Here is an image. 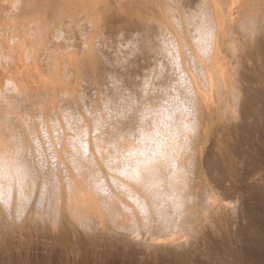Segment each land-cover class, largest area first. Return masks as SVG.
Listing matches in <instances>:
<instances>
[{"label":"rangeland","instance_id":"1","mask_svg":"<svg viewBox=\"0 0 264 264\" xmlns=\"http://www.w3.org/2000/svg\"><path fill=\"white\" fill-rule=\"evenodd\" d=\"M198 1L97 0L96 5L89 6L91 10L85 8V11H81L76 16L77 18L85 15L84 18L89 19H84L81 16L78 19L82 20L78 21L75 18L74 21L71 19L69 22L68 19L64 18L65 20L63 19L59 24L61 27L56 25L57 20L52 22V24L55 23L53 24L55 28L51 25L50 30H48L50 34L38 36L36 39L38 41L40 39V41H36V45L34 44L35 50L33 47V51L31 47L30 50L28 49L29 52L32 51L30 56L33 57H30L31 59L28 61L22 58V63L29 62V66L26 64L25 69L20 66L22 71L19 67L15 70L12 69L8 55L11 50L18 51L21 49L19 50L21 55L25 56L26 51L22 48L24 45L21 44V41L29 42L28 36L24 37L25 39L16 40V36L22 37L18 33L17 24L12 21H18V17L11 19L12 10L14 12L13 7L10 9L9 3L0 0V52H4L3 56L6 54L4 58L3 56L0 58V101L2 100L0 103V138L4 141L1 143L5 145L3 147L7 150L8 156H11L10 163L6 166L8 169L6 171L0 169V264H264V43H262V40L264 42L262 39L264 36V10L262 12L261 9H255L259 4L258 0H256L258 4L254 0H244L247 4L243 0H236L238 3L241 1L240 5H236L235 0H227L228 3H224L226 7H223L226 11L222 9L220 2L216 3L215 0H212L219 12L217 15L215 12L217 34L219 35L224 30L221 33L222 38L218 40H223L220 43L218 40L216 41V53L214 49L211 54L210 52L206 53L205 50L199 53L198 45H196L198 42L196 25L201 22L198 15ZM251 1L253 7L249 5ZM121 4L123 7L120 6ZM248 6L254 10L248 9ZM95 7H102L103 10L97 8L96 11L94 10ZM51 8V6L45 8L47 14L50 13ZM247 9V12L253 11L255 14L257 10L261 14L259 16L256 12L255 21H253L260 26L252 24L251 21L247 22L243 18ZM19 13L21 11L17 14ZM86 14H90L89 17ZM221 14H225V16L222 17ZM228 14L231 15L229 19H227L230 17ZM96 17L97 23L94 21ZM224 17L226 21L223 19ZM237 17L240 23L245 21L244 30L242 29L244 23L242 22L240 25L236 21ZM86 20L88 21L86 22ZM11 21L16 25L12 24ZM158 21L161 22L160 29L164 26L162 30L165 28L167 31L165 32L166 35H163L164 37L158 34L160 30L159 26L156 28L157 24L160 25V22L157 23ZM218 21L222 25H219ZM88 22L92 23L89 24ZM223 24H226V27ZM253 25V29L258 31L255 30V32L251 29ZM233 26L237 29H234ZM249 26L251 27L249 28ZM227 27L229 31L226 33ZM247 29L252 30L251 33L254 34L251 35L252 37H250L251 33H248L249 30L246 32ZM58 30L61 33L53 36L54 33H58ZM87 30L89 34H87ZM235 31L237 35L233 34L236 33ZM9 32L13 33L12 36ZM15 33L17 34L15 35ZM85 33L86 36H84ZM169 34H172L173 38L175 37L174 39L177 40L180 47L182 57L177 62L171 57L172 53H168L167 56V52L162 50L163 46L165 48L164 44L171 42ZM240 36L243 37L242 40ZM15 41L17 42L14 43ZM241 42H246V44ZM250 43L253 47L249 45ZM220 44L223 47L219 46ZM170 46H172L171 43ZM188 47L192 51L194 50L195 55L190 56L192 51ZM204 51L205 54H203ZM224 51H228L229 59H227L228 56ZM63 53L65 58L61 57V55L64 56ZM200 54L205 58L203 59ZM206 54L211 56L208 55L209 61L205 56ZM231 57H234L235 60ZM53 58L54 63H52ZM206 59L210 65L206 63ZM55 63L60 65L55 66ZM238 63L239 65H236ZM214 65L221 70L223 69L220 76V79L223 80L220 86L216 82L218 80L215 79V72H212L215 69ZM235 66L238 70L235 69ZM198 68L203 70L198 72L197 76L195 70ZM46 69L49 73L46 72ZM19 70H21V75ZM185 71L190 79L192 78L191 81L195 88L200 91V94L202 92L205 95L213 93L209 102L211 104L208 103L207 105L208 108L206 107L203 111L198 110L195 114L200 116L204 112L205 116L202 114V118V116L197 115L200 119L198 122L196 116L193 115L197 123L201 122L202 124L197 125V130L199 129L197 131L198 140L191 135L188 138L185 136L183 138L182 135L174 133L172 136L170 130L167 129L168 117L162 123H157L160 121L159 118L161 119L159 117L161 111L155 113L157 108L154 109L156 106L158 107V103H161L158 107L159 110H165L166 113L170 111L169 114L171 115L168 114V116L171 121L177 117L178 111L184 106L187 109L188 94L182 90L184 80L182 82L179 79L180 76L187 77ZM201 72L203 75L209 76L211 87L214 86L216 92L220 88L223 95H221L220 90L218 93L221 94L213 92V88L211 91L208 89L206 91L207 86L203 83L202 77L199 76ZM7 76L15 82L17 79L27 81L30 86L23 95L8 87V90H5V78ZM41 76L42 78H40ZM230 77L232 78L231 81L228 79ZM28 80L33 82L29 83ZM234 80L240 82L237 84V81ZM197 82L203 83L202 85L205 86L203 87ZM232 82L241 88L243 94L247 92L244 95L240 92V96L238 95L237 98L239 97L241 100L234 97L232 100L229 97L233 95L230 94L232 87H229ZM199 85L202 86V89L199 88ZM4 92L6 93L4 94ZM226 93L229 95L228 97ZM220 95L223 98L219 97ZM217 97L218 99H216ZM228 99L232 101H228ZM235 99H237L236 103L234 102ZM218 100L223 103L224 109L221 107L222 104L217 105L220 103ZM156 101L158 102L156 103ZM228 106L232 110L231 113ZM188 107L190 108V106ZM153 109L155 112H152ZM172 110L175 114H172ZM229 114L232 116L236 114L233 116L235 123L233 120H229ZM232 116H230L231 119ZM235 117L238 119H234ZM206 118H209V121ZM225 120L227 121L225 122ZM207 122H211V124ZM170 126L172 127L171 124ZM201 136L203 141L200 140ZM149 137L151 138L149 139ZM122 138L125 141L129 138L128 142H133V144L140 145L143 142L145 143L144 146L148 145L146 146L147 150L154 148L160 142L163 144L161 138L170 139L167 142L175 145V149H172L173 153L176 151L175 154H179L184 163L182 171L184 170L183 174L187 182H184L186 186L182 187L183 190L180 193L183 196L186 195L189 205L192 203L190 211L180 210L181 208L178 206L174 207V199H169L168 196H161L162 198L156 200L157 194L155 195L152 189H148V191H152L153 197L149 195L150 191L148 193L147 188L144 192L141 190L144 186L133 183L135 187L137 186V189H134L135 192L143 195L144 200L149 198L146 201V203L148 202V208L145 207L147 210L139 209L141 207L135 199L137 195H134V192L126 189V187L123 190L122 185L116 182L118 179L127 178L119 175L120 171L122 174L125 173L121 168L122 162L135 156V154L131 155L126 152V143L128 142ZM118 139L125 143L121 141L124 146L122 145V148L120 147L118 152L114 153L115 140L117 143ZM143 139L144 141H142ZM177 143L179 145L184 144V147L176 146ZM176 147L179 150L178 148L176 150ZM18 148L21 150L20 156L17 153ZM167 150L172 152L171 148V151ZM108 154L111 156L110 158L107 157ZM114 155L116 156L114 157ZM17 156H19L20 162L17 161ZM198 157H200L199 165ZM116 163L117 168H115ZM21 165L22 167H19ZM199 166L202 168L203 176L201 173L199 174ZM118 170L119 173H117ZM118 176L122 177L117 178ZM54 181H57L59 186ZM72 181H76L80 186L84 185L82 187L87 188L89 194L93 193L91 195L95 197V200L97 199L96 202L99 207L91 209V211L88 209L89 213L86 208L82 210L83 212L76 210L70 212L71 208H68V195L70 194H68L67 189L70 187L69 185H72ZM123 181L126 182V179ZM163 181L168 182L169 178ZM130 184L132 183L130 182ZM133 184L132 187H134ZM92 186L94 190L90 189L93 188ZM168 186L166 187L168 188ZM91 190L93 191L91 192ZM55 192L57 193L55 194ZM128 192H131V195ZM44 193H46L45 196ZM57 196H60L59 199L61 200H59L61 207L58 215L49 205L54 197L53 200L58 199ZM103 196L106 199L103 200ZM104 202L109 208L104 206ZM159 204L161 205L159 206L160 209ZM129 205L135 212H133L134 214ZM113 208H115V212ZM162 208L165 210L163 211ZM120 211L121 213H119ZM90 212L92 213L90 214ZM97 214H100V217ZM56 216H58L57 219ZM90 217L92 219H89ZM155 240H172L174 243H179L180 246L174 248L171 245H164L160 246L161 248H154L150 242Z\"/></svg>","mask_w":264,"mask_h":264},{"label":"bare ground","instance_id":"2","mask_svg":"<svg viewBox=\"0 0 264 264\" xmlns=\"http://www.w3.org/2000/svg\"><path fill=\"white\" fill-rule=\"evenodd\" d=\"M1 1H3V0H1ZM7 3H9L8 5H11V8L10 9H12V7H13V9H14V12H13V10H12V14H11V19H15V18H17L18 17V21H16V20H12V21H14V23H16L17 24V27H18V29H19V32L18 33H20L21 35H22V37H19V36H16V40H19L20 38H26V36H28V40H29V42H26V41H21V44L22 45H24V47H22V45H21V47L24 49V51H26L25 53V56H22L21 55V52L19 51V50H21V49H19L18 51H15V50H11V52L9 53V55H8V59H9V62L11 63V65H12V69L13 70H15L16 68H20V66L21 67H23V69H25V66H26V64L28 65V63L29 62H27V63H22L21 61H22V58H25L26 59V61H28L29 59H31L30 57H33L32 55L30 56V53L33 51V49L34 48H36V47H33L34 46V44L36 45V41H38L36 38L38 37V36H46L47 35V33H49L48 32V30H50V27H51V25L53 26V24H55V23H53L52 24V22H55L56 20L58 21V23H56V25H59L60 24V22L65 18L66 20L68 19L69 20V22H70V20L72 19H75L76 18V16H77V14L79 15V13L81 12V11H85L84 9L85 8H89L90 10H91V8L89 7L90 5H91V7H92V5L94 6V5H96V3H97V0H5ZM127 1V0H126ZM162 1V0H161ZM164 1V0H163ZM227 0H219V1H217V0H215V2L217 3V2H220L221 3V5L218 3V5L219 6H221L222 7V9L223 10H225L223 7H226L225 5H224V3H228V1L226 2ZM239 1V0H238ZM246 1V0H245ZM249 1V0H248ZM99 2V1H98ZM103 2V1H102ZM199 2V21H201L200 23H198L197 25H196V32H197V37H198V42H197V44L196 45H198V48H197V50H199L198 52L199 53H202L201 51L202 50H205L206 51V53H209L210 52V54L213 52V49H214V51H215V53H216V47L217 46H215L216 45V41L218 40V39H221L222 38V36H221V33L224 31H221V33L218 35L217 34V25H216V17H215V12H217L216 13V15L219 13L217 10L218 9H216L215 8V6H214V3H213V1L212 0H199L198 1ZM235 2L237 3L236 5H240L241 4V1L238 3L236 0H235ZM243 2H244V0H243ZM254 2H256V0H254ZM259 4H258V3ZM256 3L258 4L257 5V7H256V5H255V9H261V11L263 12V10H264V0H258ZM6 3V4H7ZM114 3V2H113ZM121 3V2H120ZM234 3V2H233ZM244 3H246V2H244ZM251 3H253L252 1L250 2V6H254L253 4L251 5ZM255 3V4H256ZM122 4H123V2H122ZM122 4L120 5V6H122ZM235 4V3H234ZM247 4V3H246ZM111 5V4H110ZM164 5V4H163ZM245 5V4H244ZM243 5V6H244ZM52 7L51 8V11H50V15L49 14H47L46 13V7ZM117 6V5H116ZM165 6V5H164ZM194 6V5H193ZM227 6H228V4H227ZM234 6V5H233ZM10 7V6H9ZM119 7V6H118ZM123 7V6H122ZM122 7H120V8H122ZM177 7V6H176ZM218 7V6H217ZM229 7V6H228ZM236 7H238V6H236ZM94 8V7H93ZM96 9H94V10H96L97 11V8L98 7H95ZM102 8V7H101ZM100 7L98 8V9H101ZM112 8H113V6H112ZM229 8H231V7H229ZM241 8H242V6H241ZM240 7H239V9H241ZM250 7L248 6V9H249ZM106 9V8H105ZM104 9V10H105ZM221 9V8H220ZM221 9V10H222ZM238 9V8H237ZM236 9V10H237ZM238 9V10H239ZM248 9L246 10V12H245V14H244V16H243V14H241L242 16H243V18L244 19H246V21L248 22V21H251L252 22V24H255V23H253V21H255V14H256V12H257V10L255 11V14H254V12L252 11H250V12H247L248 11ZM251 10L253 9L254 10V8H250ZM21 11V13H19V14H17L19 11ZM49 10V9H48ZM93 10V9H92ZM93 10V11H94ZM102 10H103V8H102ZM110 10V9H109ZM222 10V11H223ZM237 10V11H238ZM245 10V9H244ZM18 11V12H17ZM89 11V10H88ZM87 11V12H88ZM173 11V10H172ZM226 11V10H225ZM236 11V12H237ZM243 11V10H242ZM241 11V12H242ZM260 11V10H259ZM260 11V12H261ZM17 12V13H16ZM90 12V11H89ZM92 12V11H91ZM98 12H99V10H98ZM165 12V11H164ZM170 12V11H169ZM194 12V11H193ZM198 12V11H197ZM224 12V11H223ZM229 12V14H230V11H228ZM241 12H238V13H241ZM93 13H96V12H93ZM100 13V12H99ZM119 13V12H118ZM171 13H173V12H171ZM242 13H244V12H242ZM21 14V15H20ZM173 14H175V13H173ZM228 14V15H229ZM90 15V14H89ZM89 15L88 14H86V16H88L89 17ZM96 15H99V14H97L96 13ZM222 15V14H221ZM224 16H225V14H223ZM223 15H222V17H223ZM238 15V14H237ZM236 15V16H237ZM257 15H259V16H261V14L259 13V12H257ZM82 16V15H81ZM80 16V17H81ZM85 16V15H84ZM84 16H82L83 18H84ZM94 16V15H93ZM119 16V15H118ZM170 16V15H169ZM172 16V15H171ZM220 16V15H219ZM230 17H228L227 19H229V18H231V15H229ZM262 16H263V14H262ZM79 16L75 19V20H77L78 18H80ZM97 17H100V16H97ZM97 17L96 18H94V21L97 19ZM117 17V16H116ZM177 17V16H176ZM234 17V16H233ZM240 17V16H239ZM264 17V16H263ZM170 18V17H169ZM219 18V17H218ZM243 18H242V20H243ZM257 18V17H256ZM260 18V17H259ZM262 18V17H261ZM64 19V20H65ZM84 19H89V18H84ZM83 19V20H84ZM119 19V18H118ZM124 19V18H123ZM147 19V18H146ZM175 19H177V18H175ZM220 19V18H219ZM223 19H225V21H226V18L224 17ZM236 19V18H235ZM239 19H241V17L239 18ZM238 17H237V19H236V21L238 22V23H240L238 20ZM79 20H82V19H78V21ZM91 20V19H90ZM145 20V19H144ZM143 20V21H144ZM171 20V19H170ZM194 20V19H193ZM234 20V19H233ZM11 21V23L12 24H14L13 22ZM74 21V20H73ZM88 20H86V22H87ZM148 21H150V19L148 18ZM174 21V20H173ZM183 21V20H182ZM196 21V20H195ZM194 21V22H195ZM224 21V22H225ZM241 21V20H240ZM160 21H158L157 23H159ZM172 22V21H171ZM175 22V21H174ZM186 22V21H185ZM220 22H221V20H220ZM244 23L243 25H244V27H242V29L244 28L245 29V21L243 20V21H241V23ZM246 22V24L248 25V23ZM264 22V21H263ZM75 23V22H74ZM89 24H91L92 22H88ZM87 23V24H88ZM95 23H97V21H95ZM148 23V22H147ZM156 23V24H157ZM177 23V22H176ZM183 23H184V21H183ZM218 23H219V21H218ZM222 23H223V21H222ZM226 23V22H225ZM231 23H232V21H231ZM237 23V24H238ZM240 23V25H242ZM11 24V25H12ZM16 24H14V25H16ZM233 24H234V22H233ZM251 24V25H252ZM75 25V24H74ZM78 25V24H77ZM120 25V24H119ZM148 25V24H147ZM164 24L162 23V26H163ZM219 25H222L221 23H219ZM224 26L226 25V24H223ZM228 25V24H227ZM250 25V24H249ZM255 25H257V24H255ZM55 26V25H54ZM53 26V27H54ZM60 26V25H59ZM76 26V25H75ZM79 26V25H78ZM93 26V25H92ZM97 26V25H96ZM159 26V29L161 28L160 26H161V22H160V25L159 24H157V26H156V28ZM182 26V25H181ZM229 26V25H228ZM232 26V25H231ZM234 26H236V25H234ZM234 26H233V28H234ZM257 26H260V25H257ZM257 26H255V27H257ZM61 27V26H60ZM120 27V26H119ZM142 27V26H141ZM164 27V26H163ZM163 27H162V29H163ZM222 27V26H221ZM226 27V26H225ZM238 27H241V26H238ZM251 26H249V28H250ZM253 27H254V25L252 26V28L251 29H253ZM261 27H262V25H261ZM261 27H260V29H261ZM55 28V27H54ZM53 28V29H54ZM176 28V27H175ZM188 28V27H187ZM199 28V29H198ZM224 28V27H223ZM232 28V27H231ZM52 29V28H51ZM57 29V28H56ZM56 29H55V31H56ZM59 29V28H58ZM61 29V28H60ZM158 29V30H159ZM162 29H160L159 31H158V34L161 36H163V35H166V33L165 32H167L166 30H165V28H164V30H162ZM228 29V27L226 28V30ZM234 29H237L236 27L234 28ZM243 29V30H244ZM257 29H259V28H257ZM91 30V29H90ZM221 30V29H220ZM225 30V31H226ZM239 30H241L240 28H239ZM249 29H247L246 30V32L248 31ZM256 30V29H255ZM254 29H253V31H255ZM5 31V30H4ZM7 31V30H6ZM8 31H10V30H8ZM88 31V30H87ZM136 31V30H135ZM229 30H227L226 31V33L228 32ZM231 31V30H230ZM252 31V30H251ZM251 31L249 30L248 31V33H251ZM256 31H258V30H256ZM255 31V32H256ZM0 32H1V29H0ZM11 32V31H10ZM9 32V34H11ZM12 32H14V31H12ZM16 32V31H15ZM59 30H58V33L56 32V33H54V35L53 36H56L57 34H59ZM236 32V31H235ZM238 32H240V31H238ZM244 32V31H243ZM246 32H244V34L246 33ZM3 33V32H2ZM52 33V32H51ZM61 33V32H60ZM132 33V32H131ZM148 33V32H147ZM170 33V32H169ZM233 33V32H232ZM262 33V32H261ZM13 34V33H12ZM12 34H11V36H12ZM17 33H15V35H16ZM50 34V33H49ZM48 34V35H49ZM87 34H89V31L87 32ZM134 34V33H133ZM233 34H236L237 35V32L236 33H233ZM20 35V36H21ZM51 35V36H52ZM146 35V34H145ZM170 35V34H169ZM220 37H218V36ZM246 35H247V33H246ZM254 35L253 34V32L250 34V37H252V36ZM256 35H257V33H256ZM10 36V37H11ZM84 36H86V33L84 34ZM153 36V35H152ZM151 36V37H152ZM172 36V34L169 36L170 38V43H171V45L172 46H170V43L169 44H164L165 45V48H164V46H163V48H162V50H165L166 52H167V56H168V53L169 54H173L171 57H173L174 59H175V62H177V60L179 59V58H181L182 56H181V53H180V47H179V44H178V42H177V40L176 39H174L173 38V36ZM242 36V35H241ZM240 36V39L241 38H243V37H241ZM14 37V36H13ZM50 37V36H49ZM83 37V36H82ZM103 37V36H102ZM106 37V36H105ZM164 37V36H163ZM246 37V36H245ZM261 37V36H260ZM3 38V37H2ZM5 38V37H4ZM24 38V39H25ZM46 38V37H45ZM142 38V37H141ZM148 38V37H147ZM7 39H9V38H7ZM23 39V40H24ZM39 39V38H38ZM153 39V38H152ZM226 40H227V38H225ZM252 39V38H251ZM262 39H264V36H262ZM21 40V39H20ZM43 40H44V38H43ZM87 40V39H86ZM126 40V39H125ZM133 40V39H132ZM139 40V39H138ZM154 40V39H153ZM157 40H159V39H157ZM162 40V39H161ZM164 40V39H163ZM223 40V39H222ZM222 40H220V41H222ZM238 40H239V38H238ZM242 40V39H241ZM258 40H259V38H258ZM39 41H40V39H39ZM38 41V42H39ZM186 41V40H185ZM220 41L218 40V42L220 43ZM243 41H245V40H243ZM252 41V40H251ZM261 41V40H260ZM17 41H15L14 43H16ZM83 42H84V40H83ZM134 42V41H133ZM176 42V43H175ZM217 42V43H218ZM247 42V41H246ZM246 42H241V43H243V44H246ZM24 43V44H23ZM157 43V42H156ZM192 43V42H191ZM222 43V42H221ZM248 43V42H247ZM258 43V42H257ZM259 43H261V42H259ZM262 43H264L263 42V40H262ZM155 44V43H154ZM161 44V43H160ZM194 44V43H193ZM226 44V43H225ZM239 44V43H238ZM252 43H250L249 45L250 46H252L251 45ZM45 45H47V44H45ZM136 45V44H135ZM233 45V44H232ZM231 45V46H232ZM41 46V45H40ZM42 46H43V41H42ZM141 46V45H140ZM219 46H222L221 44L219 45ZM11 47H13V46H11ZM31 47V49H32V47H33V49H32V51L31 52H29V48ZM136 47V46H135ZM157 47H158V45H157ZM187 47V46H186ZM197 47V46H196ZM223 47V46H222ZM253 47V46H252ZM45 48V47H44ZM107 48V47H106ZM118 48V47H117ZM190 50H191V48L190 47H188ZM219 48V47H218ZM218 48H217V50H218ZM237 48V47H236ZM12 49V48H11ZM29 49V50H28ZM48 49H49V47H48ZM85 49V48H84ZM131 49H133V48H131ZM196 49V48H195ZM246 49V48H245ZM248 49V48H247ZM259 49V48H258ZM35 50V49H34ZM66 50V49H65ZM65 50H64V53H65ZM69 50V49H68ZM128 50V49H127ZM220 50H222L221 49V47H220ZM233 50V49H232ZM5 51V50H4ZM62 51V50H61ZM142 51V50H141ZM151 51V50H150ZM164 51V52H165ZM192 51V50H191ZM194 51V50H193ZM192 51V53H191V55L190 56H193V55H195V53ZM205 51H204V53L203 54H205ZM225 51H226V49H225ZM224 51V52H225ZM241 51V50H240ZM249 51V50H248ZM6 52H8V51H6ZM14 52V53H13ZM53 52H54V49H53ZM67 52V51H66ZM135 52V51H134ZM165 52V53H166ZM228 52V51H227ZM227 52H225L226 53V55L228 56V58L227 59H229L230 57V55H228L227 54ZM231 52V51H230ZM229 52V53H230ZM243 52V51H242ZM246 52H247V50H246ZM1 54H0V58L3 56L2 54L4 53L3 51H1L0 52ZM49 53V52H48ZM63 53V54H64ZM80 53V52H79ZM199 53H197V54H199ZM248 53V52H247ZM250 53V52H249ZM50 54V53H49ZM159 54V53H158ZM210 54H208L209 56H210ZM263 54V53H262ZM6 55V54H5ZM5 55L3 56V58L5 57ZM75 55V54H74ZM118 55V54H117ZM133 55V54H132ZM182 55H183V51H182ZM201 55V54H200ZM207 54L205 55L206 57H207V59H208V56ZM213 55V54H212ZM216 55V54H215ZM250 55V54H249ZM47 56H48V54H47ZM51 56V55H50ZM129 56V55H128ZM54 57V56H53ZM61 57H64L65 58V54H64V56H62L61 55ZM201 57H203V59L205 58L204 56H202L201 55ZM211 57V56H210ZM236 57H237V55H236ZM238 57H239V55H238ZM241 57H242V55H241ZM244 57V56H243ZM242 57V58H243ZM253 57H254V55H253ZM2 58V59H3ZM88 58V57H87ZM90 58V57H89ZM214 58V57H213ZM212 58V59H213ZM222 58V57H221ZM232 59H234V57H231ZM34 59H35V55H34ZM49 59V58H48ZM50 59H52V58H50ZM91 59V58H90ZM207 59H206V63L210 60V58L208 59V61H207ZM217 59V58H216ZM241 59V58H240ZM240 59H239V61H240ZM244 59V58H243ZM242 59V61H244ZM63 60V59H62ZM83 60V59H82ZM156 60H158V59H156ZM235 60V59H234ZM233 60V61H234ZM32 61V60H31ZM50 61V60H49ZM64 61H66V60H64ZM63 61V62H64ZM114 61V60H113ZM124 61V60H123ZM213 61V60H212ZM229 61V60H228ZM245 61H247V59L245 60ZM252 61V60H251ZM24 62V61H23ZM34 62V61H33ZM47 62V61H46ZM67 62V61H66ZM169 62V61H168ZM219 62V61H218ZM241 62V61H240ZM49 63V62H48ZM52 63H54V58H53V62ZM51 63V64H52ZM198 63H199V61H198ZM198 63L196 64L197 66H198ZM213 63V62H212ZM224 63V62H223ZM227 63V62H226ZM225 63V64H226ZM237 63V62H236ZM248 63V62H247ZM252 63V62H251ZM30 64H32L31 62H30ZM43 64H45V63H43ZM59 64V63H58ZM57 63H55V66L56 65H58ZM207 64H209V63H207ZM214 64H215V61H214ZM217 64V63H216ZM228 64H230V63H228ZM235 64V63H234ZM47 65V64H46ZM45 65V66H46ZM53 66H54V64H52ZM51 65V66H52ZM60 65V64H59ZM66 65V64H65ZM68 65V64H67ZM199 65H200V63H199ZM203 65V64H202ZM201 65V66H202ZM206 65V64H205ZM210 65V64H209ZM221 65H222V63H221ZM232 65V64H231ZM231 65H228V66H231ZM236 65H239V63L238 64H236ZM29 66V65H28ZM27 66V67H28ZM33 66H35V65H33ZM40 66V65H39ZM42 66V65H41ZM44 66V65H43ZM48 66V65H47ZM75 66V65H74ZM206 66H208V65H206ZM212 66V65H211ZM215 66V65H214ZM227 66V65H226ZM241 66V65H240ZM27 67H26V69H27ZM60 67V66H59ZM58 67V68H59ZM62 67H64V66H62ZM67 67V66H66ZM166 67V66H165ZM233 67V66H232ZM232 67H231V69H232ZM238 68H241V67H239V66H237ZM245 67V66H244ZM40 68V67H39ZM49 69H50V67H48ZM54 68V67H53ZM73 68V67H72ZM230 68V67H229ZM229 68H227V69H229ZM256 68V67H255ZM21 69V68H20ZM52 69V68H51ZM143 69V68H142ZM195 69V67L193 68V70ZM211 69H212V67H211ZM210 69V70H211ZM230 69V70H231ZM235 69H237L236 68V66H235ZM22 70V69H21ZM21 70H19V74L21 75ZM28 70V69H27ZM41 70V69H40ZM40 70H39V73H40ZM48 69H46V72H48L47 71ZM55 70H57V69H55ZM62 70H63V68H62ZM170 70H171V68H170ZM184 70H185V68H184ZM198 70H199V68H198ZM198 70H195L197 73V76H198V72H200V71H202L203 69H200L199 71ZM213 70V69H212ZM211 70V71H212ZM225 70V69H224ZM229 70V71H230ZM232 70H234V68L232 69ZM231 70V71H232ZM238 70V69H237ZM239 70H241V69H239ZM17 71V70H16ZM23 71V70H22ZM34 71V70H33ZM54 71V70H53ZM61 71V70H60ZM190 71V70H189ZM230 71V73H231V75H232V72ZM35 72V71H34ZM44 72H45V70H44ZM66 72V71H65ZM186 72V71H185ZM194 72V71H193ZM204 72V71H203ZM213 73L215 72V79L217 78V80L219 81V83H218V81H216L217 82V84H219V86H220V84L222 83V80L223 79H220V76H221V74L223 73V69L221 70L218 66H215V69L212 71ZM239 72V71H238ZM238 72H236V73H238ZM241 72V71H240ZM24 73H25V71H24ZM49 73V72H48ZM62 73V72H61ZM212 73V74H213ZM224 73H226L225 71H224ZM31 74V73H30ZM34 74V73H33ZM41 74H44V73H41ZM64 74V73H63ZM186 74H187V72H186ZM195 74V75H196ZM12 75V74H11ZM24 75V74H23ZM34 75H36V73L34 74ZM39 75V74H38ZM50 75V74H49ZM122 75V74H121ZM202 74V72H201V75L199 74V76H201L202 77V80H203V83L207 86V88H206V91H207V89L209 90V91H211V88H213L212 90H213V92L215 91L214 89H215V87L213 86V87H211V81H209V79H208V77L209 76H206V75H203ZM209 75V74H208ZM229 75V74H228ZM227 75V76H228ZM233 75H235L234 73H233ZM237 75V74H236ZM240 75V74H239ZM238 75V76H239ZM67 76V75H66ZM224 76H226V75H224ZM230 76V75H229ZM27 77H28V75H27ZM43 77H44V75H43ZM56 77H58L57 75H56ZM55 77V78H56ZM200 77V78H201ZM20 78V77H19ZM22 78V77H21ZM34 78V77H33ZM37 78V77H36ZM39 78V77H38ZM40 78H42V76L40 77ZM46 78V77H45ZM52 78V77H51ZM195 78V77H194ZM199 78V77H198ZM211 78V77H210ZM223 78V77H222ZM232 78H233V76H232ZM232 78L230 77V78H228V79H230V81L232 80ZM235 78H236V76H235ZM237 78H239V77H237ZM11 78L10 77H6L5 78V90H8V88H11L12 90L14 89L15 91H18L20 94H24L25 93V91L29 88V86L30 85H28L27 84V81H24V80H21V79H17V82H15V81H13V79L12 80H10ZM32 79V78H31ZM44 79V78H43ZM42 79V80H43ZM179 79H180V81H182V80H184V82H183V89L182 90H184V91H186L187 93H185V94H188L187 96V102H186V104H187V109L185 108V106H184V108L183 109H181L180 111H178V115H177V117H175V118H173V120L171 121V119H169V116L171 115V114H169V112L167 111V113H166V111L165 110H159V106L161 105V103H158V107L156 106L155 107V105H154V109H156V112H155V110L153 109V111L152 112H155V113H157V111H158V113H159V111H161V113H160V115H159V117H161V119L159 118V117H157V118H159V120L160 121H158L157 120V118H156V120L158 121L157 123H162V121L163 120H165L166 119V117H168L167 118V129H169L170 130V132H171V134H172V136H173V134L175 133V134H179V135H182V137L184 138V136L185 137H189V135H191L192 137H194V138H197V140H198V130H197V125L198 124H201V122L200 123H197V121L199 122V118L197 117V115H195L196 114V112L198 111V110H205L206 109V107L208 108V103L210 102V100L212 99V94L213 93H206V94H208V95H205L203 92H202V94H200L199 92L200 91H198L196 88H195V86L193 85V82L191 81V79H190V76L187 74V77L185 78V77H182V76H180L179 77ZM196 79H197V77H196ZM227 79V78H226ZM227 79V80H228ZM37 80V79H36ZM178 80V79H177ZM211 80V79H210ZM225 80V79H224ZM33 81H34V79H33ZM33 81H31L30 80V82H29V80H28V82L29 83H32ZM44 81V80H43ZM199 81L201 82V79H199ZM235 82L237 81V80H234ZM46 82V81H45ZM228 82H229V80H228ZM238 82H240L239 80L237 81V84H238ZM40 83V82H39ZM49 83V82H48ZM126 83H128V82H126ZM177 83V82H176ZM175 83V84H176ZM197 83H199V82H197ZM202 83V84H203ZM214 84H215V82H213ZM227 83V82H226ZM260 83V82H259ZM2 84V83H1ZM41 84V83H40ZM46 84V83H45ZM130 84H131V82H130ZM178 84H181V83H178ZM195 84V83H194ZM199 84H201V83H199ZM201 84V85H202ZM216 84V85H217ZM228 84V83H227ZM262 84H263V81H262ZM9 85H11V86H9ZM42 85H43V83H42ZM52 85V84H51ZM172 85V84H171ZM198 85V84H197ZM201 85H199V88H201L202 89V86ZM204 85V86H205ZM231 85V86H230ZM230 85H229V87H232V92L230 91V89L228 88V86H226L227 87V89H229L228 91H230V94L232 93L233 95H231V96H229L227 93H226V95H227V97L229 96L230 98H232V97H234V98H237V96L239 95L240 96V92L242 93V91H241V88L239 87H237L236 86V84H234V82H232V83H230ZM38 87L40 86V85H37ZM44 86V85H43ZM49 86V85H48ZM179 86V85H178ZM201 86V87H200ZM203 86V87H204ZM239 86V85H238ZM8 87V88H7ZM36 87V86H35ZM41 87V86H40ZM129 87H130V85H129ZM174 87V86H173ZM177 87V86H176ZM222 87V86H221ZM225 87V86H224ZM170 88V87H169ZM218 88V87H217ZM238 88V89H237ZM245 88V87H244ZM41 89V88H40ZM54 89V88H53ZM204 89V88H203ZM242 89H243V87H242ZM13 90V91H14ZM42 90V89H41ZM40 90V91H41ZM45 90V89H44ZM219 90H220V92L222 93L223 91L219 88ZM218 90V91H219ZM34 91V90H33ZM60 91V90H59ZM63 91V90H62ZM62 91H61V93H62ZM145 91V90H144ZM175 91V90H174ZM202 91H204V90H202ZM218 91L216 92V93H218ZM226 91V90H225ZM43 92V91H42ZM50 92H51V90H50ZM244 92V91H243ZM6 92H4V94H5ZM67 93V92H66ZM134 93V92H133ZM221 93H218V94H221ZM247 93V92H246ZM246 93H244V94H246ZM48 94V93H47ZM60 94V93H59ZM154 94V93H153ZM178 94V93H177ZM243 94V93H242ZM243 94V95H244ZM9 95V94H8ZM214 95H217V94H215L214 93ZM213 95V96H214ZM221 95H223V93L221 94ZM219 96V97H222V96ZM251 95V94H250ZM2 96H3V94H2ZM15 96V95H14ZM25 96V95H24ZM186 96V95H185ZM248 96V95H247ZM158 97V96H157ZM215 97V96H214ZM227 97H226V99H227ZM242 97V96H241ZM223 98V97H222ZM222 98H221V100H222ZM234 98H232V100L234 99ZM239 98V97H238ZM237 98V99H238ZM1 99V98H0ZM180 99V98H179ZM216 99H218V97L216 98ZM220 99V98H219ZM237 99H235V103H236V100ZM240 99V98H239ZM7 100V99H6ZM156 100V99H155ZM231 99L229 100L228 99V101H232ZM241 100V99H240ZM240 100H238V101H240ZM2 101V100H1ZM1 101H0V103H1ZM4 101V100H3ZM162 101V100H161ZM219 101V100H218ZM224 100H222V102H223ZM227 101V102H228ZM5 102V101H4ZM38 102V101H37ZM146 102V101H145ZM158 101H156V103H157ZM220 102V101H219ZM222 102H220V103H218L217 105L218 106H220L221 104V107L223 108V103ZM154 103V102H153ZM235 103H233L234 105H235ZM238 103V102H237ZM209 104H211V103H209ZM226 104V103H225ZM232 104V105H233ZM157 105V104H156ZM234 105H233V107H234ZM236 105H238V104H236ZM242 105V104H241ZM188 106H190V108L188 107ZM191 106H193V107H191ZM211 106V105H210ZM231 106V105H230ZM230 106H228V108L230 107ZM232 107V106H231ZM232 107V108H233ZM241 107V106H240ZM153 108V107H152ZM210 108V107H209ZM221 108V109H222ZM227 108V107H226ZM227 108V109H228ZM235 108V107H234ZM129 109V108H128ZM224 109V108H223ZM222 109V110H223ZM237 109V108H236ZM208 110V109H207ZM211 110V109H210ZM209 110V111H210ZM213 110V109H212ZM219 110V109H218ZM229 111H230V113L232 112V110H230V108L228 109ZM241 110V109H240ZM239 110V111H240ZM245 110V109H244ZM3 111V110H2ZM146 111V110H145ZM176 111V112H177ZM217 111V110H216ZM226 111V110H225ZM228 111V112H229ZM242 111V110H241ZM240 111V112H241ZM143 112V111H142ZM194 112V113H193ZM207 112V111H206ZM220 112V111H219ZM222 112V111H221ZM224 112V111H223ZM154 113V114H155ZM200 113V112H199ZM208 113V112H207ZM235 113V112H234ZM145 114V113H144ZM168 114H169V116H168ZM172 114H175V112L173 113V110H172ZM204 115V112L203 113H201V115L200 116H202V118H203V115ZM209 114V113H208ZM213 114H214V112H213ZM220 114V113H219ZM218 114V115H219ZM226 114H227V111H226ZM233 114V113H232ZM142 115H143V113H142ZM193 115H195L196 116V118H197V121H196V119H194L195 118V116H193ZM207 115V114H206ZM217 115V114H216ZM236 114H234L233 116H235ZM156 116H158L157 114H156ZM199 116V115H198ZM199 116V117H200ZM205 116V115H204ZM229 116V120L231 121V120H233V116L232 115H228ZM230 116H232V119H231V117ZM240 116V115H239ZM4 117V116H3ZM172 117V116H171ZM213 117V115L211 116V118ZM217 117V116H216ZM237 117H238V115H237ZM237 117H235L234 119H238ZM242 117V116H241ZM2 118V117H1ZM201 118V119H202ZM218 118H220V117H218ZM223 118H225L224 116H223ZM223 118H221V119H223ZM207 119V118H206ZM209 119V118H208ZM207 119V120H208ZM3 120V119H2ZM217 120V119H216ZM215 120V121H216ZM196 121V122H195ZM209 121V120H208ZM219 121V120H218ZM221 121V120H220ZM223 122H224V120H222ZM227 120H225V122H226ZM235 120H233V122H234ZM156 122V121H155ZM202 123H203V120H202ZM207 123H209V122H207ZM214 123V122H213ZM220 123V122H219ZM235 123V122H234ZM170 124L172 125V127L170 126ZM209 124H211V122L209 123ZM145 125V124H144ZM202 125V124H201ZM208 125V124H207ZM236 125V124H235ZM130 126V125H129ZM132 126V125H131ZM130 126V127H131ZM166 126V125H165ZM114 127V126H113ZM155 127V126H154ZM209 127V126H208ZM147 128V127H146ZM201 128V127H200ZM125 129V128H124ZM144 129V128H143ZM166 129V128H165ZM201 129H203V127L201 128ZM118 130V129H117ZM130 130V129H129ZM156 130H157V128H156ZM169 130H166V131H169ZM204 130H205V128H204ZM207 130V129H206ZM131 131V130H130ZM151 131V130H150ZM202 131V130H201ZM152 132V131H151ZM204 132V131H203ZM112 133V132H111ZM118 133H120V132H118ZM117 133V134H118ZM157 133V132H156ZM167 133V132H166ZM207 133V132H206ZM164 134H165V132H164ZM163 134V135H164ZM170 134V135H171ZM200 135H201V133H200ZM199 135V136H200ZM162 136V135H161ZM112 137V136H111ZM110 137V138H111ZM123 137V136H122ZM118 138V137H117ZM146 138H148V137H146ZM151 137H149V139H150ZM159 138V137H158ZM173 138H175V137H173ZM172 138V139H173ZM193 138V141L195 140ZM1 139V138H0ZM116 139V138H115ZM123 139V138H122ZM124 139H125V137H124ZM123 139V140H124ZM129 139V138H128ZM128 139H126L127 141H125V142H128ZM172 139H171V141H172ZM179 139V138H178ZM186 139V138H185ZM185 139H183L184 141H185ZM106 140V139H105ZM120 139H118V141H117V143H116V140H115V145H114V153H116V152H118V150L120 149V147L122 148V145H123V143H125V142H123L122 140V142L123 143H121V141H119ZM147 140V139H146ZM161 140H163V144H161V142L159 143V144H156L155 146H154V148H151L150 150H147L148 148L146 147V146H148V145H146V146H144L145 145V143H143L142 142V144L140 143V145L139 144H133V142L131 143L130 141V143L128 144V143H126L127 144V148H126V152H128L129 154H131V155H133V154H135V156H133V157H129V159H127V160H125L124 162H122V164H121V168H122V170H124V172L125 173H121L122 171H120V173H119V170H120V167H119V170H118V172L117 173H119V175H123V178L124 177H127V178H125L126 179V182L125 181H123V180H125V179H123V180H120V179H118V181H116V182H118L119 183V185H122V187H123V190H124V188L126 187V189H128V190H130V191H133L134 192V195L136 194L137 195V198L135 197V199H136V201H137V204H139L140 205V207L141 208H139V209H141V210H147L145 207H147L148 208V202L146 203V201L149 199H147L146 200V198H145V200L143 199V195L141 196V194L139 195L137 192H135L134 191V189H137L135 186H134V184L135 183H138V184H140L141 186H144L141 190H143L144 192H145V189L147 188V191H148V189H152V191H153V193L156 195L157 194V196H155V197H157V198H155L156 200H158V198H160L161 196L162 197H166V196H168L169 197V199L170 198H172V199H174V202H175V204H174V207L176 206H178V207H180L181 209L180 210H182L183 209V211L185 210V211H190L192 208H191V206H192V203L189 205V202H188V200H186V195L185 196H183V194L182 193H180L182 190H183V188L182 187H184V185L186 186V184L184 183L186 180V178H184V174H183V172H184V170L182 171V168H183V161H182V158H181V156L179 155V154H175L176 153V151H175V153H173V150L172 149H175L174 148V146H173V144H171V142H167V140L168 139H162L161 138ZM166 140V141H165ZM170 140V139H169ZM168 140V141H169ZM177 140V139H176ZM180 140V139H179ZM187 140V139H186ZM201 141H203L202 140V136H201V139H200ZM23 141V140H22ZM142 141H144V139L142 140ZM150 141V140H149ZM173 141H174V139H173ZM172 141V142H173ZM178 141V140H177ZM1 142H3L4 143V141H2V139H1V141H0V169L1 170H3V171H6L8 168L6 167V166H8V164L10 163L9 161L11 160V156H8V153L6 152L7 150L6 149H4V147L3 146H5L4 144H2ZM113 142V141H112ZM180 142H181V140H180ZM20 143V142H19ZM22 143V142H21ZM174 143H176V141H174ZM178 143H179V141H178ZM177 143V144H178ZM195 143V142H194ZM196 143H197V141H196ZM201 143V142H200ZM25 144V143H24ZM146 144H147V142H146ZM209 144V143H208ZM184 145V144H183ZM182 144H178V145H176V146H183ZM210 145V144H209ZM23 146V145H22ZM21 146V147H22ZM27 146V145H26ZM124 146V145H123ZM150 146H151V144H150ZM212 146V145H211ZM173 147V148H172ZM178 147H176V150H177V148ZM184 147V146H183ZM233 147V146H232ZM170 148H171V150H172V152L170 153V152H168V150L167 149H169L170 150ZM207 148V147H206ZM19 149V148H18ZM125 149V148H124ZM181 149H182V147H181ZM180 149V150H181ZM170 150V151H171ZM178 150H179V148H178ZM18 152V155L20 156L21 154H19V153H21V150L19 149V150H17ZM113 151V150H112ZM200 151V150H199ZM125 152V151H124ZM178 152V151H177ZM16 153V154H17ZM113 153V154H114ZM122 153V152H121ZM179 153V152H178ZM102 154V153H101ZM104 154V153H103ZM111 154V153H110ZM112 154V155H113ZM15 155V154H14ZM199 155V154H198ZM16 156V155H15ZM19 156H17V158L19 157ZM52 156V155H51ZM100 156V155H99ZM109 156V154L107 155V157ZM116 155H114V157H115ZM191 156V155H190ZM197 156V155H196ZM195 156V157H196ZM83 157V156H82ZM111 156H109V158H110ZM113 156H112V158H114ZM16 158V159H17ZM100 158H101V156H100ZM99 158V159H100ZM123 159V158H122ZM184 159V158H183ZM195 159H197V157L195 158ZM19 160V158L17 159V161ZM45 160V159H44ZM117 160V159H116ZM115 160V161H116ZM187 160V159H186ZM114 161V162H115ZM195 161V160H194ZM18 162H20V160L18 161ZM25 162V161H24ZM75 162V161H74ZM22 163V162H21ZM199 163H200V157H198V165H199ZM25 164V163H24ZM77 164V163H76ZM111 164V163H110ZM20 165V164H19ZM75 165V164H74ZM115 165H117V163L115 164ZM195 165H196V162H195ZM16 166H18L17 164H16ZM19 167H22V165L21 166H19ZM47 167V166H46ZM45 167V168H46ZM113 167H115V166H113ZM118 167V165L115 167V168H117ZM186 167H188V166H186ZM197 167V166H196ZM24 168H25V166H24ZM199 168H200V172H199V174L201 173V175L203 176V174H202V168L199 166ZM108 169V168H107ZM191 169V168H190ZM19 170H21L20 168H19ZM24 170V169H23ZM110 171V170H109ZM113 171H114V169H113ZM117 171V170H116ZM166 171V172H165ZM26 172H27V169H26ZM164 172L166 173L165 175H164ZM34 173V172H33ZM59 173V172H58ZM57 173V174H58ZM187 173V172H186ZM185 173V174H186ZM192 173V172H191ZM190 173V174H191ZM25 174V173H24ZM56 174V175H57ZM90 174H91V172H90ZM126 174V176H124ZM198 175V174H197ZM187 176H188V174H187ZM191 176V175H190ZM22 177V176H21ZM122 177V176H121ZM121 177H117V178H121ZM56 178V177H55ZM117 178H115L116 180H117ZM167 178H169V181L167 182V181H163L164 179H167ZM189 178V177H188ZM193 178V177H192ZM30 179H33L32 177H30ZM102 179V178H101ZM202 179V178H201ZM23 180V179H22ZM52 180H56V179H52ZM72 180H73V178H72ZM111 180V179H110ZM190 180V179H189ZM44 181H46V180H44ZM51 181V180H50ZM71 181V180H70ZM69 181V182H70ZM74 181V180H73ZM72 181V185H69L70 187L68 188V186H67V190L69 191V193L68 194H70V195H68L69 196V198H68V203H69V206H68V208L70 209L69 211L71 212V210H76V211H82L83 209L85 210V208L87 209V212L89 211L88 209H90V211H91V209H96L97 207H99L98 206V204H97V202H96V200L94 199L95 197H92V195L91 194H93V193H91L93 190H94V187L93 188H90V189H93V190H91V194H89V192L87 191V188L85 189V187H82V186H84V185H82V186H80V185H78L77 184V182L75 183V182H73ZM103 181V180H102ZM34 183H35V181H33ZM48 182V181H47ZM53 182V181H52ZM57 182V181H56ZM55 181H54V183H56ZM112 182V181H111ZM115 182V183H116ZM130 182L133 184V186L134 187H132V184H130ZM187 182V181H186ZM29 183H31V181H29ZM113 183V182H112ZM146 183H148V184H146ZM169 183V184H168ZM205 183V182H204ZM45 184V183H44ZM57 184H58V182H57ZM69 184V183H68ZM80 184V183H79ZM195 184V183H194ZM48 185V184H47ZM54 185V184H53ZM56 185V184H55ZM67 185V184H66ZM167 185H169L168 186V188L166 187ZM42 186V185H41ZM58 186H59V184H58ZM87 186H90V185H87ZM86 186V187H87ZM203 186V185H202ZM43 187H44V185H43ZM42 187V188H43ZM53 187V186H52ZM61 187V186H60ZM91 187V186H90ZM95 187H96V185H95ZM204 187H205V185H204ZM209 187V186H208ZM207 187V188H208ZM107 188V187H106ZM121 188V187H120ZM130 188H132V189H130ZM206 188V187H205ZM88 189H89V187H88ZM96 189V188H95ZM104 189V188H103ZM140 190V189H139ZM149 190V191H150ZM4 191V190H3ZM44 191V190H43ZM56 191L57 192H59L57 189H56ZM97 191V190H96ZM109 191V190H108ZM149 191H148V193H149ZM152 191H150V193H149V195H152L153 193H151ZM206 191V190H205ZM57 192H55V194L57 193ZM63 192V191H62ZM126 192H127V190H126ZM142 192V191H141ZM157 192V193H156ZM170 192V193H169ZM172 192V193H171ZM43 193V192H42ZM60 193V192H59ZM128 193H130L129 195H131V192H128ZM147 193V194H148ZM45 194L46 193H44V196H45ZM52 194V193H51ZM61 194V193H60ZM112 194V193H111ZM146 194V193H145ZM185 194V193H184ZM59 195V194H58ZM109 195V194H108ZM113 195V194H112ZM111 196V195H110ZM109 196V197H110ZM132 196H133V193H132ZM146 196V195H145ZM189 196V195H188ZM203 196V195H202ZM58 197V199H55V200H53L52 199V201H50L51 202V204H49L53 209V211H55L56 212V214L58 215V213L60 212V207H61V205L59 204V198H60V196H57ZM114 197V196H113ZM152 197H153V195H152ZM161 197V198H162ZM38 198V197H37ZM52 198V197H51ZM104 196H103V200H104ZM107 198H108V196H107ZM132 198V197H131ZM62 199H63V196H62ZM106 199V198H105ZM109 199V198H108ZM107 199V200H108ZM118 199V198H117ZM154 199V198H153ZM154 199V200H155ZM64 200V199H63ZM155 200V201H156ZM162 200V199H161ZM200 200V199H199ZM61 201V200H60ZM65 201V200H64ZM67 201V200H66ZM100 201H102V200H100ZM173 201V200H172ZM63 202V201H62ZM112 202V201H111ZM116 202V201H115ZM150 202H151V199H150ZM64 203V202H63ZM103 203V202H102ZM127 203H129V202H127ZM145 203V204H144ZM154 203V202H153ZM172 203V202H171ZM67 204V203H66ZM109 204H110V202H109ZM166 204H168V203H166ZM207 204V203H206ZM64 205H65V203H64ZM111 205V204H110ZM112 205H113V203H112ZM125 205V204H124ZM150 205V204H149ZM208 205H210V204H208ZM103 206V205H102ZM104 206L106 207V205H105V202H104ZM130 206V205H129ZM153 206V205H152ZM159 206H161L160 204L158 205V207ZM164 206V205H163ZM193 206H194V204H193ZM200 206V205H199ZM65 207V206H64ZM126 207V206H125ZM167 207V206H166ZM68 208H67V206H66V209H67V211H68ZM100 208H102L101 206H100ZM106 208H109L108 206L106 207ZM105 208V209H106ZM115 208H116V206H115ZM115 208H113V210L115 209ZM127 208H128V206H127ZM130 208H131V206H130ZM191 208V209H190ZM64 209V208H63ZM104 209V210H105ZM159 209H160V207H159ZM163 209V208H162ZM62 210V209H61ZM102 210V209H101ZM103 210V211H104ZM126 210V209H125ZM128 210V209H127ZM131 211H132V213L134 212L133 210H132V208L130 209ZM165 209H163V211H164ZM179 210V209H178ZM177 210V211H178ZM162 211V212H163ZM167 211H168V209H167ZM183 211H182V213H183ZM49 212H50V208H49ZM83 212V211H82ZM95 212V211H94ZM114 212H115V210H114ZM117 212H118V210H117ZM129 212V211H128ZM52 213V212H51ZM89 213V212H88ZM92 212H90V214H91ZM108 213V212H107ZM113 213V212H112ZM119 213H121V211L119 212ZM131 213V214H132ZM135 213V212H134ZM133 213V214H134ZM178 213V212H177ZM181 213V214H182ZM84 214H85V212H84ZM109 214V213H108ZM111 214V213H110ZM130 214V215H131ZM132 214V215H133ZM170 214V213H169ZM168 214V215H169ZM187 214V213H186ZM52 215V214H51ZM55 215V214H54ZM78 215V214H77ZM89 215V214H88ZM105 215V214H104ZM112 215V214H111ZM118 215V214H117ZM131 215V216H132ZM166 215H167V213H166ZM85 216V215H84ZM84 216H82L83 218H84ZM91 216V215H90ZM96 216V215H95ZM97 216L98 217H100V214H97ZM134 216V215H133ZM57 217L58 216H56V219H57ZM75 217H77L76 215H75ZM92 217V216H91ZM89 218V219H92V218ZM135 217V216H134ZM169 217V216H168ZM179 217V216H178ZM116 218H117V216H116ZM121 218V217H120ZM130 218V217H129ZM133 218V217H132ZM171 218V217H170ZM55 219V218H54ZM78 219V218H77ZM76 219V220H77ZM99 219H101V218H99ZM91 221V220H90ZM94 221V220H93ZM117 222V221H116ZM80 223V222H79ZM189 224V223H188ZM135 233V232H134ZM173 237V236H172ZM155 239H156V237H155ZM165 239H167V238H165ZM178 239V238H177ZM146 241V240H145ZM151 244L150 245H152V247H160V246H164V245H171V246H173L174 248H175V246L177 247V246H180L179 245V243H174V242H172V240L171 241H161V240H155L154 242H150ZM166 246V247H167ZM161 248V247H160ZM180 249V248H179Z\"/></svg>","mask_w":264,"mask_h":264}]
</instances>
